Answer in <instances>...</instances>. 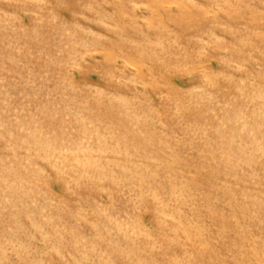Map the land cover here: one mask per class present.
I'll list each match as a JSON object with an SVG mask.
<instances>
[{
    "label": "rangeland",
    "instance_id": "374dc122",
    "mask_svg": "<svg viewBox=\"0 0 264 264\" xmlns=\"http://www.w3.org/2000/svg\"><path fill=\"white\" fill-rule=\"evenodd\" d=\"M0 264H264V0H0Z\"/></svg>",
    "mask_w": 264,
    "mask_h": 264
}]
</instances>
